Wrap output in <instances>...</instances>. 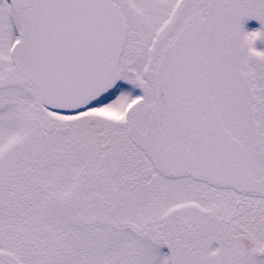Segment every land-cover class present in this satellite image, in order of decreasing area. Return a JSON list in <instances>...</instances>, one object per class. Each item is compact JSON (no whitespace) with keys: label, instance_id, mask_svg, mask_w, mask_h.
Returning <instances> with one entry per match:
<instances>
[{"label":"snow or ice","instance_id":"obj_1","mask_svg":"<svg viewBox=\"0 0 264 264\" xmlns=\"http://www.w3.org/2000/svg\"><path fill=\"white\" fill-rule=\"evenodd\" d=\"M260 45L264 0H0V264H264Z\"/></svg>","mask_w":264,"mask_h":264},{"label":"rangeland","instance_id":"obj_2","mask_svg":"<svg viewBox=\"0 0 264 264\" xmlns=\"http://www.w3.org/2000/svg\"><path fill=\"white\" fill-rule=\"evenodd\" d=\"M258 27H260L258 21L252 20V21L246 22V28H248L249 30H252V29L258 28ZM164 251L167 252L168 250L165 248Z\"/></svg>","mask_w":264,"mask_h":264},{"label":"flooded vegetation","instance_id":"obj_3","mask_svg":"<svg viewBox=\"0 0 264 264\" xmlns=\"http://www.w3.org/2000/svg\"><path fill=\"white\" fill-rule=\"evenodd\" d=\"M251 28V27H250ZM261 47H264V45H260Z\"/></svg>","mask_w":264,"mask_h":264}]
</instances>
